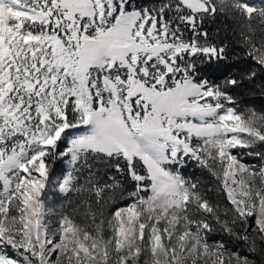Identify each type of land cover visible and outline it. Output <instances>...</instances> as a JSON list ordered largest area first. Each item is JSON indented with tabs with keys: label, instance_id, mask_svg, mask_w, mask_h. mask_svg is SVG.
<instances>
[{
	"label": "snow or ice",
	"instance_id": "1",
	"mask_svg": "<svg viewBox=\"0 0 264 264\" xmlns=\"http://www.w3.org/2000/svg\"><path fill=\"white\" fill-rule=\"evenodd\" d=\"M248 86L264 93L251 0H0V264H264Z\"/></svg>",
	"mask_w": 264,
	"mask_h": 264
},
{
	"label": "rangeland",
	"instance_id": "2",
	"mask_svg": "<svg viewBox=\"0 0 264 264\" xmlns=\"http://www.w3.org/2000/svg\"><path fill=\"white\" fill-rule=\"evenodd\" d=\"M256 5L257 6L264 5V0H258ZM240 107H242V108H249V107L253 108L252 105L245 103V102H241ZM81 130H83V129H81ZM70 135H71V133H70ZM245 162L251 163V164H257L258 160L253 159L252 157H246ZM66 170H67V165L64 162H58L56 164V168H55L53 178L54 179L62 178V176H63L64 172H66ZM43 198L45 201V205L48 209V215L46 217L47 222H48L49 226H51L52 228H55V226L57 225V223L60 219L61 212L65 211L67 209L68 198H66L64 196V194L59 191L58 186L55 184H51V185L46 186V189L43 193ZM119 203H120V206H124L126 201H121ZM216 238L219 239V237H216ZM245 254H247V253H245ZM250 258H254V257H250Z\"/></svg>",
	"mask_w": 264,
	"mask_h": 264
},
{
	"label": "trees",
	"instance_id": "3",
	"mask_svg": "<svg viewBox=\"0 0 264 264\" xmlns=\"http://www.w3.org/2000/svg\"><path fill=\"white\" fill-rule=\"evenodd\" d=\"M140 3H148L150 0H138ZM252 3L256 4L258 0H251ZM210 28L215 29L217 25H209ZM223 36V33H221ZM243 61L240 65H234L233 67H242ZM220 73H214L213 78H219ZM248 98V99H247ZM240 102H245L252 105L257 111H264V93L260 90L254 89L251 86H248L242 90L241 95L238 97ZM66 143V142H65ZM182 172L185 176L191 177L193 179L201 178L206 179L202 171L195 166V164L189 163L186 168L182 169Z\"/></svg>",
	"mask_w": 264,
	"mask_h": 264
}]
</instances>
